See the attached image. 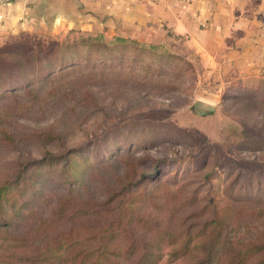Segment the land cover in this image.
Returning a JSON list of instances; mask_svg holds the SVG:
<instances>
[{"label": "rangeland", "instance_id": "374dc122", "mask_svg": "<svg viewBox=\"0 0 264 264\" xmlns=\"http://www.w3.org/2000/svg\"><path fill=\"white\" fill-rule=\"evenodd\" d=\"M66 30L43 32L58 41L52 46L59 48L63 62L57 67L63 74L41 85L37 92L43 97L41 105L38 101L23 106L11 117L17 132L57 123L62 140L26 142L20 147L0 143V179L11 176L19 164L41 158L46 150L69 149L75 152L66 174L61 166L55 167L58 164L37 170L34 189L42 190L50 201L68 190L102 198L105 183L113 182L127 160L139 166L132 183L135 195L151 192L159 199L165 189L158 182L176 178L185 184L184 193H194L202 202L212 195L222 196L224 202L264 200L263 45L250 48L248 55L246 50L245 54L233 50L236 45L230 39L232 50L222 45L217 52L202 50L199 39L171 32L159 39V35L109 33L107 28ZM99 32L104 41L122 35L163 43L165 49L149 52L106 45L93 40ZM71 68L77 70L70 73ZM33 77L30 87L39 86V77ZM51 89L55 90L46 95ZM23 96L22 102L29 99ZM6 102L0 94V106ZM232 181L235 186L228 192L225 186ZM29 195L27 191L23 199ZM137 198L139 210L161 212L148 195ZM257 224L263 226L264 218ZM164 247L166 253L169 247ZM167 257L161 263L181 262Z\"/></svg>", "mask_w": 264, "mask_h": 264}, {"label": "trees", "instance_id": "16d2710c", "mask_svg": "<svg viewBox=\"0 0 264 264\" xmlns=\"http://www.w3.org/2000/svg\"><path fill=\"white\" fill-rule=\"evenodd\" d=\"M103 37L99 32L93 40L149 52L165 49L163 43L122 35L106 41ZM57 42L24 30L0 41V94L7 99L0 106L2 145L61 142L57 123L17 132L11 119L23 106L40 103L41 85L63 74L57 67L63 62L59 48L52 46ZM33 76L41 82L37 87H30ZM19 85L25 86L22 93ZM23 95L29 99L22 102ZM74 152L46 150L41 158L19 164L11 176L0 179V264H167L161 263L165 254L169 260L181 259L178 264H264V225L257 224L264 218V200L224 202L222 196L212 195L202 202L196 194L184 193L185 184L174 178L158 182L165 189L159 199L147 194L161 212L141 211L135 200L147 195H135L132 183L139 166L127 160L113 182L105 183L102 198L68 190L50 201L42 190L34 189L37 170L58 164L55 167L61 166L64 175ZM234 186L232 181L225 189L229 192ZM27 191L29 198L23 199ZM42 199H48L46 205H41ZM164 246L169 247L166 253Z\"/></svg>", "mask_w": 264, "mask_h": 264}, {"label": "crops", "instance_id": "0c3cea01", "mask_svg": "<svg viewBox=\"0 0 264 264\" xmlns=\"http://www.w3.org/2000/svg\"><path fill=\"white\" fill-rule=\"evenodd\" d=\"M73 27L159 39L171 32L217 52L234 40L236 48H228L250 55V48L264 46V0H0V41L22 30L44 34Z\"/></svg>", "mask_w": 264, "mask_h": 264}]
</instances>
